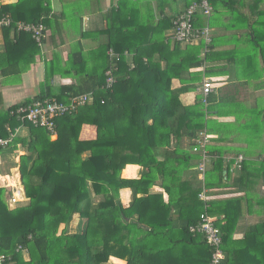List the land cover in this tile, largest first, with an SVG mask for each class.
<instances>
[{"label": "trees", "instance_id": "obj_1", "mask_svg": "<svg viewBox=\"0 0 264 264\" xmlns=\"http://www.w3.org/2000/svg\"><path fill=\"white\" fill-rule=\"evenodd\" d=\"M213 1L235 6L246 2L210 0L212 10ZM50 12V0L0 5V17L26 24L43 23L45 28ZM113 12L111 9L110 14ZM162 20L149 29L139 20L133 22L131 15L123 17L118 22L120 39L113 45L109 42L104 50L103 72L88 75V82L63 88L55 96L42 94L14 105L0 115V137H7L6 127L20 125L10 117L11 110L45 98L65 103L71 97L93 93L92 104L55 120V140L51 141L44 129L25 123L27 136H18L14 147L4 149L14 150L16 144L26 149L19 162L25 202L8 207L11 191L0 188V255L8 258L6 264H107L110 257L126 264H154L158 255L186 263L189 254L181 250L176 255V246L198 241L195 237L199 235L190 234L189 227L205 212L204 203L198 199L201 184L211 186L207 174L202 182L188 179L180 170L198 158L191 152L207 122L200 98L195 105L183 106L179 95L200 82L199 72L191 70L201 65L198 55L203 45L171 46L163 36L170 28L168 19ZM11 31L15 32L13 27L0 29L2 73L20 37L29 40V59L39 53L29 34L19 33L18 41L12 43ZM107 36L111 38L110 33ZM108 48L120 57L116 82L110 90L105 87L104 76L110 63ZM125 53L131 55L130 62ZM186 73L189 78L184 80ZM174 79L182 82L178 90L172 89ZM84 125L95 128L93 140H80ZM127 166L142 168L139 179L121 177ZM214 166L220 171L222 162L215 161ZM155 186L162 193L150 194ZM122 189H130L132 194L125 205L120 201ZM73 220L74 233L63 229L58 234L60 225L68 227ZM230 222L227 216L224 226L217 223L222 233L223 264H264V240L262 255L250 252L261 244L256 236L264 235V224L253 226L243 240L236 242L231 238ZM156 230L176 232L178 241L169 239L166 249L154 248L150 239L160 235L154 233ZM17 247L27 251L28 261Z\"/></svg>", "mask_w": 264, "mask_h": 264}, {"label": "crops", "instance_id": "obj_2", "mask_svg": "<svg viewBox=\"0 0 264 264\" xmlns=\"http://www.w3.org/2000/svg\"><path fill=\"white\" fill-rule=\"evenodd\" d=\"M17 2L18 0H0V5ZM191 2L192 0H50L51 12L46 19L47 37L42 48L37 46L39 53L29 59V40L20 37L15 51L7 60L4 72L0 71V115H5L7 109L14 105L42 94L55 96L63 88L88 82V75L103 72L104 50L109 42L113 45L114 41L120 39L118 22L123 17L131 15L133 22L139 20L147 24L149 29L162 22V19H168L170 28L163 32V36L168 39L171 34V19L184 11ZM253 2L246 1L235 6L213 1L215 8L208 20L211 30L209 52L202 59V46L198 55L201 65L191 70L199 72L200 82L179 95L183 106H192L198 98L202 99L203 81L206 79L213 85L206 106L201 102L206 110L207 123L197 137V142L200 134L208 137L206 152L209 162L204 180L207 174L211 187L201 184L206 195V201L202 203L204 211L214 217L220 226L226 224L227 216L231 219V238L236 242L243 240L253 226L264 224V0ZM111 9L114 10L112 15ZM199 19L203 24H199ZM206 22L205 18L198 16L195 24L204 26ZM107 33L111 34V38H108ZM18 38L19 33L11 31L12 43H16ZM168 42L171 46L175 44L170 39ZM110 49L112 48L107 50ZM1 50L0 46V52ZM126 59L129 62L131 60ZM188 78L189 74L186 73L183 79ZM181 87L182 82L172 80V89L178 90ZM20 136L25 137L27 133L21 135L20 131ZM79 138L81 141L93 140L95 128L84 125ZM20 147L0 153V166L6 165L9 172L0 175V188H8L13 184L11 174L19 167L20 157L25 154V150ZM196 155L198 158L188 162L186 167H180L188 179L199 180L196 170L199 155ZM238 156L243 157L240 168L235 166ZM218 160L222 162L220 171L214 166V162ZM134 167L137 166H127L121 177L135 179L131 175H124ZM141 171L142 168L138 166L135 176L140 177ZM160 193L162 190L159 186L150 190V194ZM119 195L123 205L131 201L130 189L120 190ZM178 225L176 223L175 228ZM154 233L160 234L157 238L150 239L154 248L166 249L169 239L172 242L178 241L176 232L168 234V230H156ZM260 236H256V239L261 244L250 251L257 256L263 254L261 246L264 235ZM195 238L198 241L188 246H176V255L181 250L189 254L185 259L186 263L181 264H209L210 256L202 236ZM23 259L28 261V256L23 254ZM154 264L178 263L171 257L158 255Z\"/></svg>", "mask_w": 264, "mask_h": 264}, {"label": "built area", "instance_id": "obj_3", "mask_svg": "<svg viewBox=\"0 0 264 264\" xmlns=\"http://www.w3.org/2000/svg\"><path fill=\"white\" fill-rule=\"evenodd\" d=\"M240 1V0H236ZM242 1V0H241ZM252 1V0H244ZM212 14V6L210 0H199L189 5L184 11L178 13L171 19V34L168 39L173 43L182 45H190L192 43H202L203 50L200 54L202 59H205L209 52L211 44V30L208 20ZM197 16L206 19L204 26H196L195 22ZM16 33L29 34L32 40L39 48L43 47L44 41L47 37V31L43 23L26 24L23 22H14L8 16L0 17V29L11 28ZM109 57V68L105 71V87L110 90L116 79L114 77L117 71V62L119 55L112 49L107 53ZM126 58H131V55L125 53ZM213 85L210 81L204 80L201 87V102L206 106L207 97L212 92ZM93 93L82 94L71 97L67 102H58L55 99L45 98L42 100L34 101L29 106H19L10 111V117L14 118L19 127L10 128L6 127L5 132L7 137H0V150L14 147V140L19 136L20 131L23 129L25 123L33 127L44 129L51 141L57 138L55 130V120L65 115L74 114L79 108L92 104ZM104 102L101 101V104ZM208 137L200 134L197 144L193 147L192 151L199 155V164L197 165V172L200 181H204V174L206 165L208 164V156L206 152V145ZM20 145L16 144L15 148L19 149ZM243 163V157L238 156L235 160V166L240 168ZM11 177L14 178L13 184L8 187L11 191L10 197L7 199L8 207L12 208L15 204L25 201L24 190L20 181L19 167L14 169ZM198 199L202 202L206 201L205 188L202 186L201 192L198 194ZM189 233L192 235H201L209 247L211 254L209 264H223L224 253L222 251V235L220 229L217 227L216 219L207 212L199 216L197 224L189 227ZM17 252L28 256L27 251L17 247ZM8 258L0 255V264H6Z\"/></svg>", "mask_w": 264, "mask_h": 264}, {"label": "rangeland", "instance_id": "obj_4", "mask_svg": "<svg viewBox=\"0 0 264 264\" xmlns=\"http://www.w3.org/2000/svg\"><path fill=\"white\" fill-rule=\"evenodd\" d=\"M28 130H29L28 128H23L21 130V135L26 134L28 132ZM19 136H20V133H19ZM20 148H23L24 150H26L22 146ZM12 165H13V163H12ZM13 166H15V165H13ZM5 174H9V172H8V170L6 168V165L0 166V175H5ZM7 179L10 180L9 178H7ZM10 183H11V181H10ZM23 202H25V201H23ZM14 206H16V205H14ZM75 227H76V221L75 220H73L70 223V225H68V227H65L64 225H60V227L58 229V234H60L63 231V229H65L66 233L72 234V233L75 232ZM107 264H111V262L110 263H107Z\"/></svg>", "mask_w": 264, "mask_h": 264}, {"label": "clouds", "instance_id": "obj_5", "mask_svg": "<svg viewBox=\"0 0 264 264\" xmlns=\"http://www.w3.org/2000/svg\"><path fill=\"white\" fill-rule=\"evenodd\" d=\"M137 170H138V166L129 169L127 172H125L124 175H125V176H129V175H131L133 178H135V179H139L138 176H135V173H136ZM125 202H126V201H125ZM109 260H110L111 264H125L124 261L114 260V259H112L111 257L109 258Z\"/></svg>", "mask_w": 264, "mask_h": 264}]
</instances>
